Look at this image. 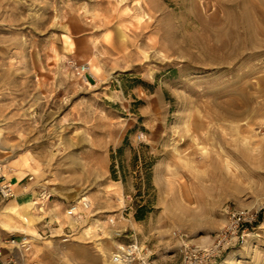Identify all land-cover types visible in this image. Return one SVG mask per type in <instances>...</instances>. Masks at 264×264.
I'll list each match as a JSON object with an SVG mask.
<instances>
[{"label": "rangeland", "instance_id": "rangeland-1", "mask_svg": "<svg viewBox=\"0 0 264 264\" xmlns=\"http://www.w3.org/2000/svg\"><path fill=\"white\" fill-rule=\"evenodd\" d=\"M0 169L47 193L37 262L175 263L244 210L207 264H264V0H0Z\"/></svg>", "mask_w": 264, "mask_h": 264}, {"label": "built area", "instance_id": "built-area-1", "mask_svg": "<svg viewBox=\"0 0 264 264\" xmlns=\"http://www.w3.org/2000/svg\"><path fill=\"white\" fill-rule=\"evenodd\" d=\"M75 70L78 74L83 73V75H85L87 71L84 66L75 67ZM32 180L33 177L31 176L27 178L28 182ZM15 198L14 183L6 180L4 175L0 174V199L2 201H10ZM37 200L39 203L47 201V193L41 191ZM36 205L40 204L37 203ZM88 208L89 205L86 201H80L70 205L65 214L74 221H80L83 218L82 212ZM256 219L257 213H249L244 210L232 213L229 218L228 226L218 234L214 244L203 249L189 247L184 242L183 238H185V236L181 233L174 232L172 236L179 240L181 245L177 250L178 260L171 264H207L212 259L216 258L222 250L242 240L243 233L246 230L244 226L254 223ZM109 223L113 224V221ZM4 242L11 246V249H8L7 256L3 258L4 248L0 247L1 264H43L37 261L26 260L31 250V240L28 235L21 234L19 237L10 236L9 239H6ZM111 260L114 264H160L156 260H149L147 256L142 255L136 244L119 246L116 253L112 255Z\"/></svg>", "mask_w": 264, "mask_h": 264}, {"label": "crops", "instance_id": "crops-1", "mask_svg": "<svg viewBox=\"0 0 264 264\" xmlns=\"http://www.w3.org/2000/svg\"><path fill=\"white\" fill-rule=\"evenodd\" d=\"M28 176L29 175H26L25 177L22 176L20 178L13 177L16 193V198L14 200L2 201L0 199V247L4 248L3 258L7 256L8 249H11V246L6 244L4 241L6 239H9L10 236L19 237L21 234L28 235L24 231L31 229L28 226L32 225V220L36 218L37 215L44 212V209L47 208L49 204V202L39 203L37 199L40 192L42 191L39 186L40 184L35 182L29 183L26 180ZM37 203L43 206L41 207L40 205H36ZM23 219H26L25 223L23 222ZM34 226L33 229L38 231L41 230V233H43V229H47V232L51 231V229H49V227H47L46 225L37 226L36 224ZM2 230L8 231L10 234H13L9 235L8 237L2 238ZM61 236H63L61 241L66 243L69 241L68 239L71 237V233L62 230L60 237ZM103 246L104 242L102 241V247ZM110 256L111 254H108L107 251L102 248V264H109L107 260H111ZM26 260L36 261L30 257V254L27 255Z\"/></svg>", "mask_w": 264, "mask_h": 264}, {"label": "bare ground", "instance_id": "bare-ground-1", "mask_svg": "<svg viewBox=\"0 0 264 264\" xmlns=\"http://www.w3.org/2000/svg\"><path fill=\"white\" fill-rule=\"evenodd\" d=\"M23 222L25 223L26 222V219H23Z\"/></svg>", "mask_w": 264, "mask_h": 264}, {"label": "trees", "instance_id": "trees-1", "mask_svg": "<svg viewBox=\"0 0 264 264\" xmlns=\"http://www.w3.org/2000/svg\"><path fill=\"white\" fill-rule=\"evenodd\" d=\"M137 218V217H136Z\"/></svg>", "mask_w": 264, "mask_h": 264}]
</instances>
